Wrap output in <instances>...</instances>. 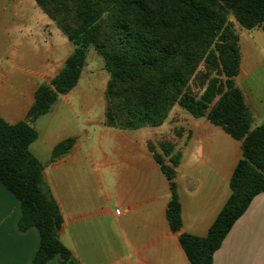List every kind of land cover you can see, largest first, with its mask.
Instances as JSON below:
<instances>
[{
    "label": "crops",
    "instance_id": "obj_1",
    "mask_svg": "<svg viewBox=\"0 0 264 264\" xmlns=\"http://www.w3.org/2000/svg\"><path fill=\"white\" fill-rule=\"evenodd\" d=\"M239 47L236 86L254 129L264 125V64L246 62L240 40ZM72 51L34 0H0V118L10 125L24 120L37 88L56 76ZM90 54L104 70L90 49L76 86L33 123L37 138L29 146L61 212L58 237L70 264H190L169 228L171 181L154 154L175 172L180 232L203 237L230 195L241 143L206 115L195 118L175 106L158 127H107L104 111H95L96 105L105 110V103L82 94L95 84L89 76L81 84L85 70L90 74ZM67 139L75 140L69 151L52 159L54 147ZM174 156L175 167L169 162ZM20 216V202L0 183V264H32L39 233L19 230ZM46 264H59V257ZM212 264H264V192L234 222Z\"/></svg>",
    "mask_w": 264,
    "mask_h": 264
},
{
    "label": "trees",
    "instance_id": "obj_2",
    "mask_svg": "<svg viewBox=\"0 0 264 264\" xmlns=\"http://www.w3.org/2000/svg\"><path fill=\"white\" fill-rule=\"evenodd\" d=\"M34 1L73 51L56 76L37 88L24 120L10 125L0 118V183L20 202L19 230L34 227L39 233L32 264H46L55 256L59 264H70L71 254L58 237L61 212L44 187L41 164L29 146L37 138L33 123L76 86L90 49L108 74L107 127H158L178 106L195 118L206 115L240 141L242 155L229 181L230 195L203 237L180 232L175 172L154 154L171 181L166 211L170 230L178 233L190 264H212L234 222L264 192V125L251 129L252 117L236 86L241 51L235 29L237 24L264 32V0ZM74 142L56 145L51 158L66 154ZM148 148L153 151L151 143ZM169 162L175 167L178 156Z\"/></svg>",
    "mask_w": 264,
    "mask_h": 264
},
{
    "label": "rangeland",
    "instance_id": "obj_3",
    "mask_svg": "<svg viewBox=\"0 0 264 264\" xmlns=\"http://www.w3.org/2000/svg\"><path fill=\"white\" fill-rule=\"evenodd\" d=\"M235 29L238 34L242 47V53L244 58L246 59V62H248L249 60L256 59V60H262L263 61L262 63L264 64V32L260 29L245 30L240 28V26H238L237 24H235ZM95 61L96 60L95 58H93V55L90 54L89 55L90 74L88 73V71L85 70V73L81 78V84L86 76L95 79V84L92 87L91 85L84 86L82 94L89 96L94 95L96 98L100 97L102 104H104L105 103L104 89L106 87L108 74L105 70H103L100 62L98 63ZM100 61L102 60L100 59ZM100 80H101V85L98 84L100 83ZM95 108H96L95 109L96 113L99 112L103 113L104 111L103 107L101 110L98 109L99 108L98 105H96ZM175 109L181 110V108H179L178 106H175Z\"/></svg>",
    "mask_w": 264,
    "mask_h": 264
},
{
    "label": "built area",
    "instance_id": "obj_4",
    "mask_svg": "<svg viewBox=\"0 0 264 264\" xmlns=\"http://www.w3.org/2000/svg\"><path fill=\"white\" fill-rule=\"evenodd\" d=\"M115 213H116V214H119V210H116Z\"/></svg>",
    "mask_w": 264,
    "mask_h": 264
}]
</instances>
